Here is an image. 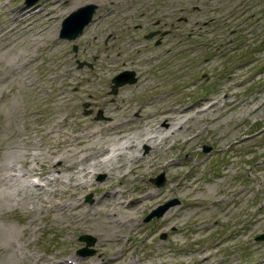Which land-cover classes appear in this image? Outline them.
<instances>
[{
    "label": "rangeland",
    "instance_id": "rangeland-1",
    "mask_svg": "<svg viewBox=\"0 0 264 264\" xmlns=\"http://www.w3.org/2000/svg\"><path fill=\"white\" fill-rule=\"evenodd\" d=\"M78 1L64 0L56 14L52 10L57 0H37L31 4L33 12L40 10L38 16L45 18L29 30L7 33L9 11L27 3L0 0V76L10 67L14 72L7 81L0 80V155L16 146L30 154L27 162H17L18 167L43 169L31 155L41 153L46 158L43 163L52 164L45 137L50 127L57 133L73 131L72 140L79 137L74 132L78 124L60 122L65 112L55 115L53 95L61 80L47 77L70 64L85 72L95 68L105 73L116 68L86 85L105 103L100 108L89 101L79 103L81 115L94 122H108L110 115H120L118 124L135 123L140 128L143 121L158 122L161 109L200 99L199 108L218 102L216 110L201 115L195 108L180 114L184 130L164 139L155 148L156 154L150 151L148 161L138 157L141 168L136 171L128 172L126 164L120 171L92 175L85 173L89 167L84 163L79 166L85 167L83 172L57 171L60 179L46 186L47 180L37 175L27 177L44 186L39 194L29 183L24 191L13 190L11 197L0 196V264L12 249L18 252L13 264H41L38 260L53 264L74 260L83 264H264V240L256 239L264 233V0H119L123 9L113 16H105V7L95 2L66 10ZM129 4L134 7L128 12L123 5ZM85 5L95 7L90 24L99 16H105L103 22L88 37L83 35L89 23L75 39L61 38L63 20ZM127 12L131 13L125 17ZM39 25L47 32L57 28V46L47 37L38 39ZM129 41L132 48L127 50ZM134 48L148 60L139 59ZM94 53L102 56L96 64L87 60ZM12 56L17 57L14 64ZM126 70L135 73L136 81L113 92L112 78ZM26 71L31 76L24 79L21 75ZM128 86L132 89L123 98L111 101L114 93ZM75 90L73 87L71 92ZM228 91L231 101L240 100L236 107L227 108L223 102ZM77 147H70L67 163ZM148 151L143 144L136 153L146 158ZM173 173L177 179L171 182ZM161 174L164 182L158 186L152 179ZM109 175L112 180L105 184ZM87 179L92 185L80 189L78 184ZM108 190L121 191V202L139 201L129 210H136L131 227L117 233L119 241L109 237L112 229H103L104 217L95 210ZM148 191L165 193L159 199L143 200ZM205 197L206 208L185 205L187 200ZM74 199L81 202L82 213L88 214L68 219L58 208ZM213 199L222 201L214 203ZM170 201L175 203L160 216L145 221ZM54 203L59 204L47 206ZM170 209L174 215L165 216ZM1 226L13 227L12 236ZM5 234L12 241L8 250L1 236ZM85 234L95 239L89 255L78 253L86 246L79 240Z\"/></svg>",
    "mask_w": 264,
    "mask_h": 264
},
{
    "label": "bare ground",
    "instance_id": "bare-ground-1",
    "mask_svg": "<svg viewBox=\"0 0 264 264\" xmlns=\"http://www.w3.org/2000/svg\"><path fill=\"white\" fill-rule=\"evenodd\" d=\"M58 4L57 6H54L53 13L58 14L59 8L62 7V2L64 0H57ZM68 1V0H67ZM85 2H95L99 4L101 7H105L106 13L105 16L114 15L117 11V9H120V2L119 0H79L78 2L72 3V5L67 8L66 10H73L79 5L85 3ZM60 3V4H59ZM54 4V3H52ZM55 5V4H54ZM127 8L128 12L132 11L133 5L129 4L128 6L123 5ZM35 7L31 4L27 5H21L17 7H13V10L9 11L10 15V21L11 24L7 27L8 32L7 33H15L19 30L26 31L29 30L30 26L33 25L35 22H39V20L45 18V16H38V13L33 12V9ZM123 9V8H122ZM120 9V10H122ZM73 12V11H72ZM127 12V13H128ZM125 13V17H128L130 13ZM143 14V13H142ZM141 14V15H142ZM112 15V16H113ZM105 16H99L95 19V21L92 22V24H88V31H85L84 37H88L91 32H93V29L96 28L99 24L103 22V19ZM49 21V20H48ZM39 30L36 31V34L38 39L47 37L50 39L53 46H57L56 41V29L54 28L51 31L47 32V28L43 27L42 25ZM137 27H140V24H137ZM9 28V29H8ZM6 30V31H7ZM35 41V40H34ZM128 43V42H127ZM127 45L126 49L130 50L132 46ZM136 55L139 57V59L143 58V61L148 60L146 58L147 56H141V50L139 48H134ZM118 57L120 56V53H117ZM18 58L21 57L17 55ZM152 58V56H149ZM17 57L12 56L10 58V62L14 64V62L17 61ZM102 58V56L98 53H94L90 55L87 60H89L92 64H96L99 62V60ZM117 59V58H115ZM31 61V59H30ZM21 65L23 62L21 61ZM124 64V63H123ZM126 65V64H124ZM74 65L70 64L69 66L65 67L64 69L54 70L48 75L47 77L56 81L61 80L60 85L57 87V90L55 89L53 100L54 103L57 104L55 115H58L62 112H65V117L60 122H72L75 124H78L79 129L75 130L74 132L79 133V137H76V139L71 138V134H73V131L65 132V133H57L55 132L57 129H54L55 127L52 126L47 130V134H45V137H47L46 141L49 145V148L47 150L48 154L51 157L52 164L47 167L45 163H43V158L41 153L33 154L31 155L32 159H37V164L39 166H44L43 169H38L35 166H32L28 168V170H24L20 167H18L17 162L23 161L27 162L30 154L27 151H20L19 148L16 146H13L15 148L9 147L5 149L2 154L0 155V196L4 197H11V192L13 190L19 192L24 191L28 187L32 186L36 187L35 192L36 194H39L40 192H44L45 188L42 184L36 181L28 180L27 177L31 175H37L40 178H43L47 180L45 183V186L47 184H52L55 181H58L60 179L59 175H55L57 171L60 172H68V174L74 173H81L84 171L85 167L79 166L82 164H86L88 166V170L85 172L86 174H94L98 173L100 171L108 172L114 169L116 171H120L121 168L127 164L128 172L130 171H136L137 169H140V160H138V157L144 158L145 161H148L150 154L149 152H154L155 148L160 146V144L166 139L167 137H172L178 134L180 131L184 130V121L182 119H179L180 114L187 112L189 110H194L195 108H199V106L203 103L202 99L195 100L192 103L183 104L181 106L175 105V107H166L164 109H161L160 112L157 115L158 122L148 124L147 121H143L140 128L137 127L135 123L133 124H123L122 122L118 124V121H116L121 116H111L110 121H104L101 123L94 122L92 119L86 118L85 116H82L80 113V109L78 108L79 103L83 101H89L91 104L95 107H99L100 105H105V103H100L99 98L100 95L97 94L96 91L90 90V88H87L86 85L88 83H93L94 80L97 81L100 77H107V72L109 70H114L116 68H110L107 69L105 73H103V70H95L91 69L88 72H85L83 69H75L73 67ZM12 75H14L13 69L10 67L9 72H3V75L0 76L1 81H7ZM21 76L23 78H29L30 71H26ZM22 78V77H21ZM1 83V82H0ZM74 87L76 89L74 92H71V89ZM132 89V86L124 87L122 88L121 92L114 93L115 96L111 97V101H117L119 98H123L125 93L130 91ZM110 94V93H109ZM109 96V95H107ZM232 96V92L228 91L226 92V97L223 99V102L226 103L227 108L230 107H236L240 100L236 99L231 101L229 97ZM103 97H106V95H103ZM218 102L211 103L207 108H199V110L196 111V113H199L201 115L209 114L216 110ZM100 108V107H99ZM140 111V109H139ZM69 117V118H68ZM144 118V116H143ZM202 119V118H201ZM212 120H216L215 118H211ZM144 124L146 125L144 128ZM143 125V126H142ZM143 128V129H142ZM58 131V130H57ZM131 131V132H129ZM197 134H195L192 137L186 138L185 143H189L194 137H196ZM145 144L149 148V151L147 153V157L145 156H139L136 152H140L141 146ZM72 145H78L80 147H77L75 151L71 154V157L73 158L70 163H67L68 158L70 157L69 151L72 150L70 148ZM131 149V154H126L127 150ZM159 149V147H158ZM156 154V151L154 152ZM105 156L104 158L100 159V157ZM145 161H142L145 162ZM146 163V162H145ZM135 164L136 168L134 167ZM168 164H165L164 168H167ZM147 168V166H145ZM90 169V170H89ZM170 171V168H169ZM194 172H192L193 175ZM191 175V176H192ZM138 175H136L137 177ZM111 178V175H109ZM123 177L121 175L119 177V180ZM171 182L173 180L177 179V174L173 173L171 176ZM193 178L195 177L192 176ZM107 180L105 184H109L111 182L112 178ZM175 178V179H174ZM196 179V178H194ZM75 180V179H74ZM25 181L28 185L25 184ZM196 181V180H195ZM30 183V185H29ZM122 184V182H121ZM92 183H90V180L87 179L83 182H80L78 184V187L80 186V189H84L87 186H91ZM182 185L179 183L178 186ZM142 187V186H141ZM111 189V188H110ZM32 192V191H31ZM31 192L29 194H31ZM165 193V192H164ZM164 193L162 191H158L156 194H152V192L148 191V193L143 197V200H148V198L152 197L153 199L160 197L162 198ZM32 195V194H31ZM54 195L55 191H54ZM156 195V196H155ZM40 196V195H39ZM159 196V198L157 197ZM36 197V196H35ZM32 198V197H31ZM30 198V199H31ZM211 198V197H207ZM142 199L140 201H142ZM206 197L202 200H187L185 202V205L187 206H195V207H203L206 208L207 205L205 204ZM222 201V200H221ZM220 200L213 199L214 203H220ZM48 200L45 201L47 203ZM101 202V205L97 206L95 208L98 215L104 217V226L103 229H112V233L109 234V237L117 238L116 241H119L120 236L117 233H120L121 229H129L132 225L133 214L136 213V210L133 212H130L131 208L134 206V204L139 203L138 200L130 198L126 200L125 202H121V191L119 190H108L106 194H104L99 200L98 203ZM44 203V204H45ZM146 203V202H145ZM143 203V207L146 205ZM59 203H54L53 205H47L50 208L57 207ZM63 208H58L61 210V215L68 214V219L76 218L75 216H86L88 212L82 213L81 209L82 204L79 202V200L74 199L72 202L64 201ZM70 208V212L64 213L65 209ZM89 211V210H87ZM170 213V214H169ZM174 212H172V209L168 210L165 216L171 215ZM96 214V213H95ZM164 220V216L162 221ZM162 223V222H161ZM162 226V225H161ZM7 229V233L11 237L13 232L11 229L13 227L11 226H1V228ZM3 241L5 242L4 245H6V250L12 248V241L11 238L4 235ZM117 236V237H116ZM5 254V251L2 253V255ZM8 254L5 256L7 257ZM3 257L4 264L6 262H10L9 264H13L14 260H17L18 258V252L15 249H12L11 254L9 255V258ZM73 259V258H72ZM42 261V262H41ZM38 260L37 262L41 264H53L49 261L44 260ZM71 264H83L82 262H78L74 260ZM134 264V263H130Z\"/></svg>",
    "mask_w": 264,
    "mask_h": 264
},
{
    "label": "water",
    "instance_id": "water-1",
    "mask_svg": "<svg viewBox=\"0 0 264 264\" xmlns=\"http://www.w3.org/2000/svg\"><path fill=\"white\" fill-rule=\"evenodd\" d=\"M37 0H25L27 4H32L36 2ZM95 7L93 5H85L82 6L75 11L71 12L62 22L61 25V31H60V37L73 40L78 35H80L84 29V27L91 21L93 13H94ZM153 33L149 34L148 37L152 36ZM74 50H76V47H74ZM81 65V64H80ZM136 81L135 73L133 71H122L121 73L117 74L112 78V89L113 92H116V89L119 86H122L124 84H131ZM208 148H205V151H207ZM152 181L156 185H161L164 182L163 175H159L156 178L152 179ZM175 201H170L163 205L161 207L160 211L153 212L151 215L146 217L145 221L149 220L154 215L160 216L170 205L174 204ZM257 240H264V233L256 237ZM79 240L84 241L86 243V246L78 251L80 254H92V249L89 248V246H92L95 242V239L88 234L81 235L79 237Z\"/></svg>",
    "mask_w": 264,
    "mask_h": 264
}]
</instances>
